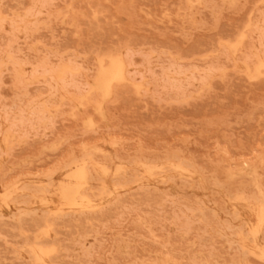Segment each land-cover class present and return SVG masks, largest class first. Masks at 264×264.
<instances>
[{"label":"rangeland","instance_id":"1","mask_svg":"<svg viewBox=\"0 0 264 264\" xmlns=\"http://www.w3.org/2000/svg\"><path fill=\"white\" fill-rule=\"evenodd\" d=\"M263 209L264 0H0V264H264Z\"/></svg>","mask_w":264,"mask_h":264},{"label":"bare ground","instance_id":"2","mask_svg":"<svg viewBox=\"0 0 264 264\" xmlns=\"http://www.w3.org/2000/svg\"><path fill=\"white\" fill-rule=\"evenodd\" d=\"M80 13V12H79ZM21 18V17H20ZM243 40V39H242ZM241 41V40H240ZM109 60V59H108ZM101 61V60H100ZM112 61V60H111ZM103 62V61H102ZM119 62V61H118ZM100 64V63H99ZM111 64V63H110ZM103 65V64H102ZM100 66V65H99ZM121 66H122V64H121ZM68 68V67H67ZM75 68V67H74ZM110 69H109V71H107V74L105 75V77L102 79V80H100V84L101 85H103V87H104V85H106V83L108 82V81H110L111 79H114V78H116V77H118L119 75H120V65H119V63H117V60H116V62L114 61H112V64H111V66L109 67ZM124 68V67H123ZM123 68H122V71H123ZM248 72V71H247ZM105 73H106V71H105ZM121 76V75H120ZM124 76V75H123ZM102 78V77H101ZM95 81V80H94ZM32 82V81H31ZM114 82V81H113ZM95 83V82H94ZM109 83V82H108ZM109 86V85H108ZM144 87V86H143ZM105 88V87H104ZM97 89V88H96ZM106 89V88H105ZM104 89V90H105ZM95 90V89H94ZM98 91V90H97ZM102 91V90H101ZM97 93V92H96ZM104 93V92H103ZM107 93V92H106ZM106 93H104V95L106 94ZM101 95H102V93H101ZM102 103V102H101ZM81 106V105H80ZM82 164H83V162H82ZM87 167V166H86ZM87 170H88V168H87ZM152 171H153V169H152ZM93 172V171H92ZM89 174V173H88ZM91 175V174H90ZM77 177V176H76ZM90 178V177H89ZM80 179V178H79ZM84 179V178H83ZM89 181H90V179H88ZM111 183V182H110ZM125 185V184H124ZM67 191V190H66ZM87 191V190H86ZM72 194H73V192H72ZM83 194V193H82ZM88 194V193H87ZM66 196V195H65ZM63 197V198H62ZM61 199H63V201H64V196H61L60 197ZM79 198V197H78ZM65 199H67V198H65ZM72 199V198H71ZM80 200V199H79ZM258 200V199H257ZM62 201V200H61ZM73 202V201H75V200H70V202ZM71 202V203H72ZM247 202V201H246ZM71 203H69L70 204V207H72V205H71ZM68 204V203H67ZM69 204H68V206H69ZM253 204H255V203H253ZM263 204V203H262ZM75 205H76V202H75ZM46 206V205H45ZM73 206H74V203H73ZM77 207H79L78 206V204L76 205ZM253 206V205H252ZM62 207V206H61ZM255 207H257L256 206V204H255V206H254V208ZM76 208V207H75ZM90 208V207H89ZM258 208V207H257ZM85 209V208H84ZM256 209V208H255ZM260 210V209H259ZM254 212H256L255 210H254ZM260 212L262 213V210H260ZM263 212H264V209H263ZM255 214V213H254ZM253 214V215H254ZM255 216V215H254ZM256 216H257V214H256ZM263 217H264V214L262 215ZM261 216V217H262ZM258 220L259 219H262V218H257ZM262 220H264V219H262ZM259 222L260 221H258L257 222V224H259ZM45 237V236H44ZM29 248V247H28ZM37 249V248H36ZM36 249H34L33 251L35 252V250ZM40 251H41V249H39ZM32 251V252H33ZM40 251H39V255H41L42 253H40ZM38 252V251H37ZM35 254V253H34ZM49 254V253H48ZM39 255L37 256V257H39ZM36 256V255H35ZM42 256V255H41ZM44 256V255H43ZM39 260H40V258H38ZM38 261V260H37Z\"/></svg>","mask_w":264,"mask_h":264}]
</instances>
